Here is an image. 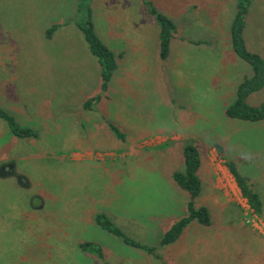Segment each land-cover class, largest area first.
<instances>
[{"label":"rangeland","instance_id":"1","mask_svg":"<svg viewBox=\"0 0 264 264\" xmlns=\"http://www.w3.org/2000/svg\"><path fill=\"white\" fill-rule=\"evenodd\" d=\"M98 1L102 0H94L93 4ZM75 2L0 0V106L6 107L2 102L7 101L2 91L13 90L18 94L14 104L20 107L27 104L30 109L42 112L46 108L40 102L42 90H47L54 71L55 89L63 83L73 85L86 79L94 80L98 71L88 67L89 72L85 70V64H89V61L85 64L82 62V70L68 68V73L63 74L59 72V64L64 67L66 63L57 62L54 69V65L49 64L46 52V49L55 47L53 50L61 56L66 52V46L73 45L78 47L76 53L84 58L87 51L76 38L71 36L69 41H65L62 40V34L57 35L55 45L47 41L42 29L51 21L60 22L59 25L69 21L74 14ZM172 2L176 11H179V31L187 36L209 39L214 46L195 47L193 53L189 52L197 55L195 60L188 58L187 63H182L171 59L166 64L161 88L164 96L174 98L177 94L181 98L180 103L168 102L165 98L162 103H152L146 99L141 110L137 101L131 103L130 113L136 121H139L140 112H145L147 119L151 114L156 118L153 122L149 121L147 126L126 125L129 133L140 137L135 142H128V145L135 147L130 158H122L123 148H118L121 145H113L102 138L82 142V149L91 146L92 152L77 151V142L59 141L57 136L48 139L41 125L33 128L29 123L27 127L37 132L32 137L39 139L36 141L38 146L25 145L24 141L13 143L8 141L6 132L9 133L10 129L7 122L0 118V167L8 164V168L13 171L11 176L0 173V264H264V213L258 215L251 209L240 189L228 176L224 162V157L233 160L238 171L249 178L260 193L264 208V119L251 121L230 118L225 115V106H222L223 101L235 97L232 94L231 77L233 71L242 69L237 62L247 65L234 53L228 32L231 25V20H228L233 15L235 3L230 4L220 23L215 24L216 15L210 14L211 25L206 23L203 25L207 27H201L197 19H193V5L204 6L205 0ZM102 4L108 9L105 2ZM93 11L96 27L99 29L100 22L102 31H105V9ZM196 15L208 16L205 12ZM188 19L190 24L186 23ZM173 20L176 22L177 18ZM77 29L71 31L78 32ZM244 35L248 48L264 57V0H254L252 3ZM216 57L227 64L226 70L222 67L220 77L216 76ZM124 64L126 67L130 60L127 59ZM176 66L196 73L200 86L194 92L176 93L171 89L170 72ZM201 74L207 76V84H201ZM235 74L239 76V73ZM123 82L126 88H131L132 78L124 76ZM127 94L129 97L133 95L128 91ZM112 95L119 102L114 99L118 103H112L109 116L118 117L115 124L125 132L122 129L121 87ZM250 101L253 104L264 101V89L254 93ZM8 103L13 105L10 101ZM97 108L103 110L100 106ZM9 110L12 113L14 111L16 120L24 124L20 111ZM101 113L99 110L98 117H101ZM68 120L72 127L76 126L74 121ZM70 128L65 127L62 136L69 137ZM160 129L163 134H175L176 141L168 139L163 144ZM152 130H156L155 133L146 135ZM190 140L199 147L203 158L206 186L200 201L208 203L212 223L203 225L192 221L176 241L161 245L162 235L156 230L157 221L152 216L174 210L173 188L167 183L170 176L166 171L168 167L169 171L181 168L183 146ZM216 143L223 147L224 157L215 148ZM38 151L45 152V156L37 157ZM138 152H141L144 164H155L160 168L158 171L163 173L161 185L143 178L145 174L142 171H139L136 180L126 176L130 175L127 159H131L133 162L130 160V163L133 164ZM24 154L31 157L20 158ZM6 157L8 162L2 163ZM40 164H44L45 168ZM215 177L220 179L219 187L211 184L212 181L216 183ZM42 189L48 193L42 198L43 201L37 195ZM223 192H229L228 199L220 196ZM29 199L38 208L45 203L42 208L34 209L35 218L25 213L26 210L32 211ZM98 212L110 217L113 215V222L129 237L157 246L155 255L125 243L101 227L95 220ZM120 214L141 217L128 220L115 216ZM84 243H90L91 246L86 244L83 247ZM98 246L102 248L104 258L93 251Z\"/></svg>","mask_w":264,"mask_h":264},{"label":"crops","instance_id":"2","mask_svg":"<svg viewBox=\"0 0 264 264\" xmlns=\"http://www.w3.org/2000/svg\"><path fill=\"white\" fill-rule=\"evenodd\" d=\"M150 1H152V3L156 5L160 11L169 14L170 16L173 17V19L177 18L176 35L171 44L170 55L166 60H163L160 55L159 26L155 18L148 12L147 6L144 4L143 0H102L95 2L94 4H93L94 2L93 0L92 9L98 11L104 8L106 11L105 19L107 20L106 25L103 27L105 31H102L100 27V22H99V29L101 30V32L96 27V23H95L96 31L101 36L103 41L114 51L118 60V66L113 73L107 91L103 92L101 88L100 64L97 58L91 53L88 45L83 40L81 32L78 29H77L78 32L71 31L73 30V28H77L76 25L70 20L64 21L63 24L61 25H59L60 22L57 23L55 21H51L48 26H46L45 28L42 27L44 31V35L47 38L48 42H51L56 45L55 36L62 34V40L65 41H69L72 36L76 38L77 41L83 44V48L87 52L86 53L84 52L85 56L83 58L82 56L76 53L78 47L69 45L65 47L66 52L60 56L53 50L55 47L48 48L46 49V52L48 54L49 64L54 65L55 67L54 69H56L57 62L66 63V66L64 67H62L61 64H59L60 66L59 72L63 74H67L68 68L73 70H82L84 66V65L82 66V62L85 64V62L89 61V64H85V70L89 72V69H87V67L90 68V70L97 69L98 73L95 74L94 80L86 79L82 83H78V84L74 83L73 85H67L63 83L59 85L58 89H55L54 83L56 80V72L54 71L52 77L50 78V81L47 84L48 85V87H46L47 90L46 91L42 90L43 98L42 100H40V102L46 106V108L42 112L34 110V108L30 109L27 104H24L21 107L19 105L14 104L15 101L18 99V94L14 93L13 90L9 92L2 91V94L6 95L7 98V101L2 102V104L5 105L8 109L4 106L3 107L6 108L7 110L17 109L18 111H20L21 112L20 114H22V116L24 117V124L20 123L23 126L27 127L26 124L28 123L32 124L33 128H36V126L41 125L43 127V132L44 134H46L48 139H51V136H57V140L59 141L72 140L74 142H77L75 145L76 146L75 150L77 151H85L86 153L92 152V150L90 149L91 146L85 147L86 150L82 149L83 148L82 142L94 138H96V140L102 138L105 141H109L113 145L116 146L121 145L118 148L121 147L123 148V151L121 153L122 158H130L135 151V147L128 145L129 144L128 142L129 141L135 142L140 137L129 133L126 128V125L139 124V125L147 126V123L149 121L153 122L154 119L156 118L151 114V117L147 119V114H145V112L143 113L140 112L138 113L139 121H136L135 118H133L130 113L131 103L137 101V105L140 110L142 108V105L146 103V99L150 100L152 103H157V102L162 103L164 98L168 102L173 101L174 103H180L179 99L181 98H178L177 94L174 98H171L170 95L164 96L163 89L161 88L163 87V83H164L163 77L165 71L164 68L166 64L170 63L169 60L171 59L178 62L187 63L188 58H193V60L196 59L197 55L192 54L195 47H200L205 45L214 46L210 42L209 44L196 45L190 41L191 39H195L196 37L184 35L183 32L179 31L180 30V25L178 23V21L180 20V18L178 17L179 11L178 10L176 11V6L173 4L172 0H150ZM102 2H105L109 10L103 6ZM232 2L236 4V0H205L204 6L193 5L195 7L193 10L195 17L193 19H197L201 27L204 26L207 27V25H203V24L210 23L211 25L212 21L210 19V14H215L216 15V18L214 20L215 24L220 23L224 18V13L228 11V8L231 6L230 4ZM201 12L207 13L208 16L203 17L196 15L197 13L201 14ZM36 17H38V15H36ZM232 17L231 19L229 17L228 21L232 20ZM31 18L32 20L34 19L33 16ZM94 19H95V15H94ZM189 20L190 19L187 20L186 22L187 24H190ZM52 23H57L59 27L54 31L52 37L48 38L46 36V29ZM64 25L65 27H63ZM103 32H105V35L103 34ZM190 51L192 53H189ZM175 54H177V56H175ZM127 59L130 60V64L126 65L125 67L124 63ZM216 60L218 62L216 76L220 77L222 72V67H225L223 70H226L227 64L220 62L221 59L219 57H216ZM237 63H239V65L242 66V69L233 71L232 73L233 76L231 77L232 78L231 84L233 88L232 89L233 95L235 94L236 87L240 82V80L243 78V76L249 74V68L246 64H243V62L240 63V61H238ZM220 66L221 68L219 69ZM236 72L239 73V76H236L235 74ZM170 74H171V84H172L171 89L174 90L176 93L179 92L192 93L196 90L197 86H200V83L197 80L198 76H196L195 72L189 69L186 70L185 68L182 67L180 68L179 66H176L171 70ZM123 75L132 78L131 88L125 87L123 82V77H124ZM201 75H202L201 84L203 85L207 84V76L205 74H201ZM118 87H121V91L123 95L122 129L125 131L124 133L126 134L125 140L119 139L112 132L109 126L110 121L116 123L117 122L116 120H118V117L114 118L109 116L110 106L112 105V103L116 102L114 101V99L119 102V99H117L112 95L113 92L118 91ZM127 91L131 92L133 95L129 97ZM99 95H101L100 99L93 100L89 107L85 106V102L87 100L95 98ZM233 99L234 97L228 101H223L222 106H225ZM1 101H3L2 97H1ZM9 101L13 105L9 104L8 103ZM37 101L39 102L38 98ZM98 106H100L103 110L97 108ZM149 108L151 110L153 109L151 107ZM99 110L102 111L101 117H98ZM12 114L15 117H17L14 111ZM63 114L65 115V117L63 116ZM68 119L74 121L76 126L72 127V124H70ZM142 120H144L145 122H142ZM67 126L71 127L69 129V137L62 136V131ZM155 131L152 130L146 132V135L155 133ZM159 132H161L159 134L163 136L162 137L164 141L163 144L166 143L168 139L176 141L175 134L173 135H169V133L163 134L161 129ZM6 133L9 135L8 141H12L13 143H17L18 141H24L25 145L33 144L35 146H38L36 141L39 139H35L32 136L17 137L11 132V130L9 133L8 132ZM59 133L61 134L60 138H58ZM182 141H184V139H182ZM70 146L73 145L71 144ZM171 149H172V145L170 151ZM220 154L223 157L225 156L224 153H220ZM62 155L64 156L65 154ZM140 155H142L141 152H138L137 158H135L133 164L130 163L131 159L130 160L127 159L130 175L126 174V176L127 177L129 176L130 180H136L139 176V171H142L146 175V176L143 175V178H146L150 183L152 181L154 183L155 181V183H159V185H161L162 184L161 179L163 178V173L160 174V171H158L160 168L155 164H150V165L144 164L142 162V156ZM44 156H45V152L38 151L37 157L40 158ZM29 157H31V155L24 154L20 158L26 159ZM201 159L202 161H201V167L199 169V175L203 182V189H202L203 191L206 186L205 184L206 181L204 179L205 170H203L202 156ZM7 162H8L7 157L3 158L2 163H7ZM131 162L133 161L131 160ZM224 162H225V157H224ZM11 165L13 166L14 164L11 163ZM180 165H181L180 169H182L183 168L182 166H184L183 150H182V161ZM41 167L44 169L45 168L44 164H42ZM225 167L228 176H230V178L234 181L235 187L239 189L233 175L230 173L227 166ZM166 168L167 167H165L164 169ZM175 170H179V169H175ZM161 171L164 170L162 169ZM173 171L174 170L171 169L169 171V167H168V170L166 172L169 173L170 176V178H168L169 180H167L168 181L167 183L169 184V186H172L173 188L172 199L173 202L176 203L174 205V210L167 211L161 215L152 216L157 221L156 230H158L161 235H163L164 231L168 229L174 221L185 215L184 213L186 211L185 210L186 202L189 199L188 192L180 188L174 182L172 178ZM0 173L2 175L9 176L11 173H13V171L12 168L10 169L8 168V164H4L1 165L0 167ZM157 179L159 180V182H157ZM215 181L216 183L212 181L211 184L215 187L216 186L219 187L221 183L220 179L218 177H215ZM155 187L157 188V184L155 185ZM174 188L176 189V191L174 190ZM233 188L234 186H232V189ZM46 192L47 191L42 189L37 193V195L41 197V201H43L42 200L43 197L48 196V193ZM202 195L203 192H201V195L197 198V202L199 204H204L209 207L208 203L206 202L203 203L200 201ZM228 195L229 192H223L222 195L220 196L228 199ZM216 200L219 201V198H217V196H216ZM28 201H30V203L32 202L31 199H29ZM44 204L45 203L40 204L39 208H42ZM31 208L32 211L26 210L25 213H28L27 216H31L34 218L37 217V215L34 213V209L36 210L39 208L34 206L33 204ZM115 216L118 217L119 219L120 217H125L124 219H128V220L138 219V217L139 218L141 217V215H128V214H122L121 216L115 215ZM111 217L113 218V215H111ZM147 230L150 231L151 230L150 227H148ZM148 257L152 259L151 256Z\"/></svg>","mask_w":264,"mask_h":264},{"label":"trees","instance_id":"3","mask_svg":"<svg viewBox=\"0 0 264 264\" xmlns=\"http://www.w3.org/2000/svg\"><path fill=\"white\" fill-rule=\"evenodd\" d=\"M143 2L159 26L160 55L163 60H166L171 52V44L176 35L177 24L172 18L160 11L152 1L143 0ZM253 2L254 0H236L234 14L228 30L232 49L239 59H242L249 65V74L244 75L238 83L235 97L225 105L224 113L226 116L234 119L257 121L264 119V101L253 104L250 98L254 93L264 89V57L260 53L248 48L244 35L246 18ZM70 21L79 29L91 53L97 58L100 64L101 88L103 92L107 91L113 73L118 66V60L114 51L103 41L96 31L91 0H77L75 11ZM58 27L59 25L57 23H52L46 29V36L48 38L52 37ZM190 41L196 45L209 44V40L202 38H195ZM100 97L101 95L87 100L85 106L89 107L93 100L100 99ZM0 118L7 122L9 129L17 137L37 135V132L33 128L22 126L16 120L15 116L2 106H0ZM109 126L119 139L125 140L126 134L114 122L110 121ZM215 148L220 153H224V149L219 143L215 144ZM183 157V168L174 170L172 172V178L180 188L186 190L189 194V199L186 202L187 213L174 221L164 231L160 241L161 245H169L176 241L192 221H198V223L203 225H210L212 223V215L209 207L197 202V198L201 195L203 189V182L199 175L202 159L199 147L192 140L184 144ZM225 164L233 175L242 196L246 198L251 209L258 215L263 214V199L249 181V178L238 171L233 160L225 157ZM95 220L101 227L123 239L125 243L155 255L157 246L142 243L129 237L106 213H96ZM86 244H82L83 247ZM87 246H91V244L88 243ZM93 251L100 258H104L100 246L94 248ZM104 264L110 263L105 262Z\"/></svg>","mask_w":264,"mask_h":264}]
</instances>
